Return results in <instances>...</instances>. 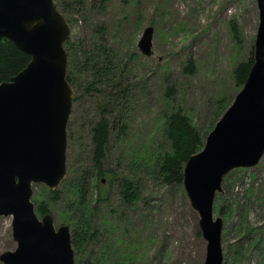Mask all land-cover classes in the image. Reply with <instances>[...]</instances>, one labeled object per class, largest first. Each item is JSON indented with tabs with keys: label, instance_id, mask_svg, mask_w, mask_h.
<instances>
[{
	"label": "rangeland",
	"instance_id": "374dc122",
	"mask_svg": "<svg viewBox=\"0 0 264 264\" xmlns=\"http://www.w3.org/2000/svg\"><path fill=\"white\" fill-rule=\"evenodd\" d=\"M58 1L72 29L69 70L76 65L86 72L85 80L80 72L72 86L76 97L67 128L66 180L89 177L90 194L94 199L102 197L89 211L96 239L76 252V261L204 264L207 241L199 228V214L183 184H166L147 163V151L161 152V144L166 146L160 124L179 108L202 136L207 138L214 130L242 89L236 86L234 71L254 51L257 1ZM234 22L238 36L233 33ZM149 26L154 28V54L146 57L138 42ZM97 45L111 56H120L124 73L115 86L124 95L106 87L94 76L91 61L84 59V51ZM117 118L126 119L128 129L120 136V126L112 131L103 160L110 172L104 177L87 176L95 170L93 128L103 120L113 128ZM228 177L214 204V217H223L225 224L224 264H263L264 252L254 242L258 236L264 243V156L256 167L234 170ZM126 183L134 190L130 194L123 191ZM67 186L58 187L59 199L53 201L47 186L34 185L33 202L36 210L47 206L57 228L71 229ZM223 205L230 209L226 217L220 214ZM37 214L41 219L43 215ZM12 223V216L0 215V256L18 247ZM248 228L255 229L252 240ZM0 264L4 263L0 260Z\"/></svg>",
	"mask_w": 264,
	"mask_h": 264
},
{
	"label": "water",
	"instance_id": "95a60500",
	"mask_svg": "<svg viewBox=\"0 0 264 264\" xmlns=\"http://www.w3.org/2000/svg\"><path fill=\"white\" fill-rule=\"evenodd\" d=\"M259 28L254 64L232 105L184 169V188L207 241L204 264H224V219L214 217L217 194L234 170L256 167L264 156V0H256ZM71 25L56 0H0V39L31 56L27 67L0 84V215L13 217L14 252L4 264H77L71 229L40 217L33 187L55 192L67 178L68 123L76 97L68 79ZM154 28L138 47L151 57ZM105 183V180H103Z\"/></svg>",
	"mask_w": 264,
	"mask_h": 264
},
{
	"label": "trees",
	"instance_id": "16d2710c",
	"mask_svg": "<svg viewBox=\"0 0 264 264\" xmlns=\"http://www.w3.org/2000/svg\"><path fill=\"white\" fill-rule=\"evenodd\" d=\"M57 2L62 11L61 8L63 7V3L58 0ZM232 28L234 35L238 36L239 27L236 22L233 23ZM65 48L69 57L73 51L71 39L66 44ZM84 59L91 61V70L96 78L104 82L106 87L114 88L118 90L121 96L124 95V91L119 89V86H115L118 80L122 79L124 73L121 68L122 63L119 55L111 56L108 51L104 49V46L97 45L88 51H84ZM30 61L31 56L21 52L12 41L0 39V84L11 81L13 77L27 67ZM253 64L254 51L246 61L240 62L235 68L234 76L237 87H244ZM72 66L73 68H70L68 71V79L73 86L74 77L81 72L82 78L85 80L86 72L82 66H80V68L77 67V69L75 68L76 65ZM224 104L225 102L222 108H224ZM116 125L120 126L118 136L122 135L123 132L128 129L126 119L123 122L121 118H119V120L118 118L116 119L113 128L107 120L101 121L93 128L92 140L94 143L95 170L89 172L87 176L95 174L98 177H104L110 172L104 169L103 160L110 145L109 140L112 131L115 129ZM160 127L162 128V141L165 142L166 146L161 144L162 149H159L161 152H157L158 149L148 150L147 163L157 170L166 184L182 185L184 183V169L186 163L192 155L200 152L204 148L206 137L201 135L200 131L193 124L191 117L187 116L180 108L164 116ZM228 176L225 178L224 182L229 181ZM69 180L70 179H65L61 184L67 185L68 183L67 194L68 197L72 198V203L67 211L70 215L69 224L71 226L72 245L75 250L76 258V252L79 253L80 248H83L88 241L96 239L98 232L97 230L95 231V224L89 215L91 214L89 211H91V209L93 211V203L94 205L99 203L102 197L99 194L97 198L94 199L93 195L90 194L89 177L84 176L79 179ZM131 187V184L126 183L123 185V191H125L126 194H130L134 191ZM49 198L53 201L58 200V192L49 191ZM44 206L45 207H40L39 205L37 207V212L41 215L49 212L47 206ZM220 214L226 217L230 214V209L226 211L223 205ZM254 232L255 229L248 228L249 240H252ZM255 240L256 242H254V245L264 252V243L261 242L258 236ZM237 254H241V249L238 248ZM76 263L79 264V261H76ZM262 263L264 264V259Z\"/></svg>",
	"mask_w": 264,
	"mask_h": 264
}]
</instances>
